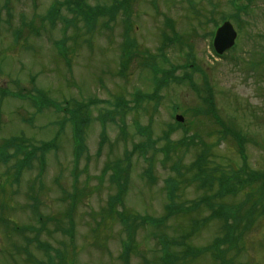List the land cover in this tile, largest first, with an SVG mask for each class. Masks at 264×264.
Wrapping results in <instances>:
<instances>
[{
  "label": "rangeland",
  "instance_id": "obj_1",
  "mask_svg": "<svg viewBox=\"0 0 264 264\" xmlns=\"http://www.w3.org/2000/svg\"><path fill=\"white\" fill-rule=\"evenodd\" d=\"M114 1L85 0L104 10ZM6 2L9 14L3 9ZM51 3L52 0H0V87L10 92L7 96L0 95V143L20 133L35 142L47 141L57 129L56 133L59 132L57 150L48 153L45 167L40 170L34 159L30 171L24 172L17 186L13 182L16 170L9 174L4 171L11 167V161L6 165L0 163V220L5 226L0 225V264H34L35 260L37 264H125L122 251L126 243L128 264H161L165 250L162 241L177 240L194 218L181 215L154 227L132 220V215L163 217L168 202L164 181L176 174L170 168L171 160L165 161L159 154L150 163L134 154L131 169L128 168L125 208L115 206L112 213L108 211V200L116 189L110 182V170L105 173L102 170L106 163L124 158L125 149L144 139L148 132L152 139H159L160 147L164 142L160 138L170 126L172 140L193 135L203 140L207 159L234 182L246 179V173L255 180L251 186L238 183L235 197L224 198L223 203L252 204L259 198L260 207L264 206L259 181L264 176V0H130L127 15L118 13L115 22L102 19L93 27L72 19L64 7L50 24L45 15ZM236 6H241L244 12L236 13ZM225 16L235 20L232 26L237 38L234 50L219 58L211 49L210 32L214 23ZM127 19L131 22L129 29L125 27ZM166 19L169 21L165 26ZM15 30H20L22 37L14 42L11 32ZM173 33L177 42L168 44L163 48V56L160 55L164 38L173 39ZM62 41L65 58L54 52L61 49L56 42ZM127 42H131L129 48ZM123 62H128L126 68ZM188 63L203 69L206 75L202 77L192 69L177 70L176 74H190L200 90L195 91L186 82L168 81L159 90L155 98L158 101L137 102V92L152 94V79L162 74L160 70L166 72L172 66ZM152 64L158 72L151 71ZM34 86L54 100L55 105L67 102L63 103L65 109L74 102H90L87 110L90 122L84 128L87 150L77 164L73 157L72 126L67 117L55 114L51 108L37 112L26 99L21 101L12 95L31 93ZM207 87L211 91L209 103L202 101L208 98ZM29 98L33 99L31 95ZM119 99L126 101L129 108L122 119L115 114ZM210 110L220 116L229 132L233 129L240 142L219 129L212 120L215 116L208 115ZM176 114L183 117L186 132L174 124ZM24 119L32 120V126ZM102 124L107 140L100 149ZM199 151V145L189 152L177 148L172 160H181L185 171ZM149 170L154 176L150 185L142 176ZM41 184L37 196L33 192L39 199L35 211L33 205L30 207L32 201L28 200L27 192L29 187L33 186L35 191ZM75 189H80L79 198L76 197L68 213ZM200 195L202 192L196 191L194 185L184 186L177 203L195 200ZM257 207L253 221L239 226L243 234L239 253L224 247L228 249L226 260L233 259L228 264H264V209L259 211ZM200 208L193 215L197 220L209 213ZM123 213L129 215L128 223L132 224L129 236L119 219ZM17 225L32 231L19 236L9 230ZM196 226L200 229L187 245L202 252L195 259L186 258L177 264H214L204 249L220 235V225L208 221L205 226L202 223ZM24 237H35L33 240L46 247V251L38 250L35 243L27 245ZM20 247L31 251L30 256H24ZM183 247L170 251L180 257ZM194 252L189 256L194 257ZM216 262L225 264L218 259Z\"/></svg>",
  "mask_w": 264,
  "mask_h": 264
},
{
  "label": "trees",
  "instance_id": "obj_2",
  "mask_svg": "<svg viewBox=\"0 0 264 264\" xmlns=\"http://www.w3.org/2000/svg\"><path fill=\"white\" fill-rule=\"evenodd\" d=\"M126 2V0H121L120 2L114 3L113 6L116 7L117 5L120 4H124ZM81 3H83L81 0H78L77 5H78V9H76V12L79 14V16L81 17L83 12H86L87 17H92V19H94V17L100 15L101 11L98 9L95 12V9H92V7L89 6H85L83 5V7L81 6ZM52 14V12H50V15ZM205 76V75H204ZM193 87H195V91L200 90L199 88H197V86L194 84H191ZM208 90V87H207ZM209 113H211L210 115L213 114V112L210 110L208 111ZM214 115V114H213ZM218 115V114H216ZM236 136V135H234ZM238 137V136H237ZM238 141H241V139L238 137ZM240 147V146H239ZM220 176V182H221V189H220V196L223 197L226 195H229L231 193H235L238 191L237 187L239 186L238 183L245 185V184H250L247 186H251V183L255 182V180L248 174L246 173L245 178H239V180L237 182H234L230 176H228L226 173H224L223 171H220V169H216ZM243 171V170H242ZM241 171V172H242ZM195 177H199L198 180H200L201 182H205L208 183L210 182L211 179V173L210 172H205V170L201 169L200 171L196 172L194 174ZM260 183H261V189L264 192V176L261 177L259 179ZM262 192V193H263ZM246 196L250 197V194H246ZM252 197V196H251ZM244 201V200H243ZM260 199L258 198L257 200L255 199L254 203H250L248 204L247 201L238 203L235 206H227V205H221L220 209H219V213H220V218L223 220V228H226L225 231L224 229H221L222 234L220 237H217L215 243L217 244H239L241 243V239L243 234L240 233L241 231H239L238 228V223L242 220L245 219L246 223L247 221L250 223L252 220V217H254V215L257 213L258 211V207L259 206V211H261L262 209H264V206L260 207ZM257 207V209H256ZM245 213V214H244ZM244 214V215H241ZM238 218V220L236 221V219ZM240 220V221H239Z\"/></svg>",
  "mask_w": 264,
  "mask_h": 264
},
{
  "label": "water",
  "instance_id": "obj_3",
  "mask_svg": "<svg viewBox=\"0 0 264 264\" xmlns=\"http://www.w3.org/2000/svg\"><path fill=\"white\" fill-rule=\"evenodd\" d=\"M234 33L228 24H224L216 33L214 47L221 53L224 49L229 48L234 39Z\"/></svg>",
  "mask_w": 264,
  "mask_h": 264
}]
</instances>
